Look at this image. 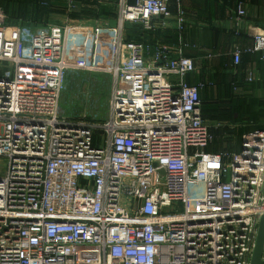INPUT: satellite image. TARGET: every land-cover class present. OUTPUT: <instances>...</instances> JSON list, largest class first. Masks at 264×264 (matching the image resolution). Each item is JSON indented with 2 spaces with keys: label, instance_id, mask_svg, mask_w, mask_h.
I'll list each match as a JSON object with an SVG mask.
<instances>
[{
  "label": "built area",
  "instance_id": "obj_1",
  "mask_svg": "<svg viewBox=\"0 0 264 264\" xmlns=\"http://www.w3.org/2000/svg\"><path fill=\"white\" fill-rule=\"evenodd\" d=\"M170 1L118 0L115 29L11 24L0 6V264L251 263L264 130L238 152H209L200 87L186 79L195 60L168 49L150 58L124 35L127 24L152 30L159 18L183 27ZM105 30L108 64L97 54ZM245 51L264 55V33L234 49L236 65ZM77 71L112 77L106 120L61 114Z\"/></svg>",
  "mask_w": 264,
  "mask_h": 264
},
{
  "label": "crops",
  "instance_id": "obj_2",
  "mask_svg": "<svg viewBox=\"0 0 264 264\" xmlns=\"http://www.w3.org/2000/svg\"><path fill=\"white\" fill-rule=\"evenodd\" d=\"M117 2L8 0L10 5H5L0 0L3 7H9V12L16 17L26 16L29 22L60 25L84 21L99 24L102 28L117 25ZM179 7L185 14L183 27L176 26L175 20L163 22L159 18L152 30L135 26L138 30L131 38L149 47L147 56L150 58L157 51L168 49V55L173 58L178 57L181 50L195 60L196 71L186 79L200 87L204 121L212 135L207 150L238 152L246 136L264 130V55L245 51L241 63L236 65L233 51L236 47L248 50L254 45L255 36L264 33V0L170 1L174 14ZM241 9L245 11L243 15H240ZM129 27L132 26L125 28L126 40L129 38ZM110 60L109 55L108 63Z\"/></svg>",
  "mask_w": 264,
  "mask_h": 264
},
{
  "label": "rangeland",
  "instance_id": "obj_3",
  "mask_svg": "<svg viewBox=\"0 0 264 264\" xmlns=\"http://www.w3.org/2000/svg\"><path fill=\"white\" fill-rule=\"evenodd\" d=\"M27 4L29 5L30 2L28 1ZM16 23L33 28L38 27L32 23ZM112 27L115 29L116 25ZM112 46L110 33L105 30L99 46L100 63L108 64ZM112 89V77L108 74L86 71L72 73L61 97V114L70 117H84L88 121L106 120L110 112ZM101 137V132L96 131L95 140H101ZM5 164L6 160L1 161L3 169Z\"/></svg>",
  "mask_w": 264,
  "mask_h": 264
},
{
  "label": "trees",
  "instance_id": "obj_4",
  "mask_svg": "<svg viewBox=\"0 0 264 264\" xmlns=\"http://www.w3.org/2000/svg\"><path fill=\"white\" fill-rule=\"evenodd\" d=\"M3 3L5 4V5H10L9 3H8V0H3ZM42 3V2H41ZM0 6L4 9V11L6 12V14H7V16H8V20H9V23H11V24H20V23H16V22H24V23H32V24H34V25H38V26H41V25H44V24H42V23H40V22H29L28 20H27V18H26V16H22V17H16V14H13V13H11V12H9L10 10L8 9L9 7H7V6H2L1 5V3H0ZM12 9H14V8H12ZM128 26H132V28H128L129 29V38H128V40L129 41H134V40H138V39H136V38H131L133 35H134V33L138 30L135 26H137V25H139V24H127ZM127 25H126V27L125 28H127ZM139 26H142V25H139ZM127 29V30H128ZM140 41V40H139ZM201 101H202V98H201ZM205 109H204V103H203V101H202V113H203V117H204V115H205Z\"/></svg>",
  "mask_w": 264,
  "mask_h": 264
},
{
  "label": "water",
  "instance_id": "obj_5",
  "mask_svg": "<svg viewBox=\"0 0 264 264\" xmlns=\"http://www.w3.org/2000/svg\"><path fill=\"white\" fill-rule=\"evenodd\" d=\"M250 264H264V214L260 219L258 235Z\"/></svg>",
  "mask_w": 264,
  "mask_h": 264
}]
</instances>
